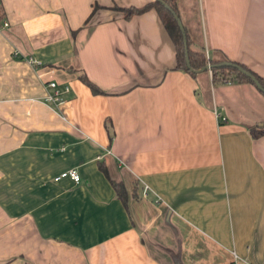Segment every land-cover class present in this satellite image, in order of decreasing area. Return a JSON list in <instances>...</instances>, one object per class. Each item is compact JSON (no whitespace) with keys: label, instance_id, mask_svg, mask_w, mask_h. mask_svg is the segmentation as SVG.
<instances>
[{"label":"crops","instance_id":"obj_1","mask_svg":"<svg viewBox=\"0 0 264 264\" xmlns=\"http://www.w3.org/2000/svg\"><path fill=\"white\" fill-rule=\"evenodd\" d=\"M150 1L0 0V264H264V93L116 7ZM173 2L192 48L264 78V0Z\"/></svg>","mask_w":264,"mask_h":264},{"label":"trees","instance_id":"obj_2","mask_svg":"<svg viewBox=\"0 0 264 264\" xmlns=\"http://www.w3.org/2000/svg\"><path fill=\"white\" fill-rule=\"evenodd\" d=\"M121 9L125 10L126 17H130L134 14L143 13L151 7L156 8L158 11L160 18L167 30L173 39L178 57V66L190 71L196 72L205 68L208 64L210 65V69L212 70V79L214 81H223L224 78H230V81L245 79L252 81L253 80L247 76L244 71L240 70L236 65H228L224 64L225 61H231L235 64L241 65L245 70L251 71L254 76L260 81L262 86L264 87V78H262L259 74H256L243 64L229 60L224 54L221 58H210L206 55L205 51L202 49L192 48L189 44V40L186 37L184 39V33L180 29L178 25V21L176 15H178L176 5L173 0H154L147 2L143 5L136 6H118ZM188 57V60H187ZM207 68V69H209ZM82 81H84L93 91H100L99 87L94 84L86 74H82ZM254 83V82H253ZM264 93V92H263ZM255 135L260 134V132L255 131ZM113 185L116 189L117 194L125 199L127 195L126 188L122 182H113Z\"/></svg>","mask_w":264,"mask_h":264},{"label":"built area","instance_id":"obj_3","mask_svg":"<svg viewBox=\"0 0 264 264\" xmlns=\"http://www.w3.org/2000/svg\"><path fill=\"white\" fill-rule=\"evenodd\" d=\"M9 25V21L7 19L0 20V26L2 28L7 27ZM13 54L16 57H23L29 63L33 64L34 66H39L42 64V61L34 56H24L20 49L15 48L13 50ZM211 77H212V70L209 68ZM222 82H230V78H224ZM46 93L43 96V101L49 105H52L56 108H59L60 105L65 101L66 97L65 94L70 90V86L68 84L64 85L63 87L58 86V83L55 80H50L46 82ZM216 116L221 120H225V116L218 114L216 112ZM63 177H70L75 181L80 180V173L76 168H70L63 170L59 174H57L54 179L59 180Z\"/></svg>","mask_w":264,"mask_h":264},{"label":"water","instance_id":"obj_4","mask_svg":"<svg viewBox=\"0 0 264 264\" xmlns=\"http://www.w3.org/2000/svg\"><path fill=\"white\" fill-rule=\"evenodd\" d=\"M176 18H177L178 25H179L180 29L185 34V29H184V26H183V23H182L181 19L179 18L178 15H176ZM184 39H186V34L184 35ZM187 60H188V57H187ZM223 63L224 64H228V65H236L240 70L244 71V73L253 80L254 84L258 87V89H260L262 92H264V87L262 86V84L260 83V81L256 78V76H254L252 74L251 71L245 70L241 65L235 64V63H233L231 61H225ZM209 67H210V65L208 64L205 68H203L201 70H205V69H207Z\"/></svg>","mask_w":264,"mask_h":264},{"label":"rangeland","instance_id":"obj_5","mask_svg":"<svg viewBox=\"0 0 264 264\" xmlns=\"http://www.w3.org/2000/svg\"><path fill=\"white\" fill-rule=\"evenodd\" d=\"M116 7H118V6H116ZM117 9H119V8H117ZM123 12L125 13V10H123Z\"/></svg>","mask_w":264,"mask_h":264}]
</instances>
